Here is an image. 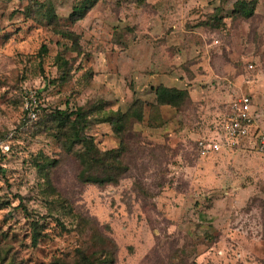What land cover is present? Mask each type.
I'll return each instance as SVG.
<instances>
[{"label": "rangeland", "instance_id": "374dc122", "mask_svg": "<svg viewBox=\"0 0 264 264\" xmlns=\"http://www.w3.org/2000/svg\"><path fill=\"white\" fill-rule=\"evenodd\" d=\"M78 1L0 0V142L9 145L0 153V264L68 263L82 243L72 231L78 213L113 240L114 264H264V157L197 149L241 94L264 131V0L249 18L233 14L237 0H99L71 23ZM213 12L215 27L205 24ZM64 60L70 71L59 83ZM160 84L186 88L189 100L160 106L152 126L144 106L125 137L128 170L116 185L80 182L78 159L48 114L152 103ZM24 92L35 96L36 119L22 126ZM86 134L100 150L119 144L108 123Z\"/></svg>", "mask_w": 264, "mask_h": 264}, {"label": "trees", "instance_id": "16d2710c", "mask_svg": "<svg viewBox=\"0 0 264 264\" xmlns=\"http://www.w3.org/2000/svg\"><path fill=\"white\" fill-rule=\"evenodd\" d=\"M99 0H80L72 8L68 16L71 23L82 19L90 9ZM258 0H237L234 3L233 14L241 15L249 18L253 15ZM208 15L210 20L205 22L207 25L216 26V12ZM53 17V15H52ZM52 19V18H51ZM213 23V24H212ZM63 37L71 40L73 46H77V36L71 31H61ZM45 47H43L44 49ZM67 60L60 66L59 83L67 80L66 75L70 71ZM63 66L66 68L63 69ZM189 100V94L186 89H178L175 87H166L162 84L154 88V102H145L139 98H134L125 110L103 109V105L96 104L91 108L77 107L74 109H55L48 114V121L59 134L61 147L68 153H72L81 166L78 173V180L82 183L95 184L104 186L107 184L116 185L122 176L127 172L128 168L124 164V155L128 152L125 141L127 133L132 129L135 123H141L144 120V106H148L150 118L148 125L152 126V121L159 119V107L162 105H170L179 108ZM154 114L151 118V114ZM155 117V119H154ZM151 120V121H150ZM25 119L22 126L25 125ZM95 123H108L119 139L116 148L108 150H100L94 138L86 134L89 125ZM162 122L159 123L161 125ZM66 133H71L73 141L65 139ZM67 137V136H66ZM73 144L78 148L72 149ZM8 152V151H7ZM55 160L50 161L47 167L46 176L49 168L55 165ZM49 181V179H47ZM76 223L72 231L76 232L82 243L75 250V255L68 263L62 264H114V254L116 245L113 240L97 230V223L94 219L78 213L76 215ZM61 223V222H59ZM62 227L64 224L61 223ZM264 229V227H263ZM42 224L39 220L31 222V243L36 245L40 239ZM94 245V246H93Z\"/></svg>", "mask_w": 264, "mask_h": 264}, {"label": "built area", "instance_id": "2783aa9c", "mask_svg": "<svg viewBox=\"0 0 264 264\" xmlns=\"http://www.w3.org/2000/svg\"><path fill=\"white\" fill-rule=\"evenodd\" d=\"M26 106L25 125L36 119L32 108L35 96L24 92ZM253 100L249 94H241L230 100L224 109L221 126L222 132L217 136L202 138L197 141V149L201 156L217 153L220 150L246 148L258 152L264 157V131L259 129L252 111ZM9 145L1 141L0 153L7 152Z\"/></svg>", "mask_w": 264, "mask_h": 264}, {"label": "crops", "instance_id": "0c3cea01", "mask_svg": "<svg viewBox=\"0 0 264 264\" xmlns=\"http://www.w3.org/2000/svg\"><path fill=\"white\" fill-rule=\"evenodd\" d=\"M178 89H186V88H178ZM221 132H222V126H221V122H220L218 125V128L216 127V129L209 135L208 138H210L212 136H217V138H219ZM212 154H217V153H212ZM212 154H209V155H212ZM209 155H207V156H209Z\"/></svg>", "mask_w": 264, "mask_h": 264}]
</instances>
